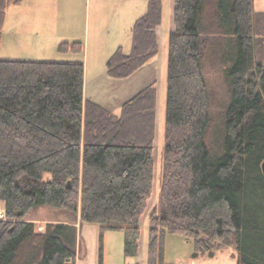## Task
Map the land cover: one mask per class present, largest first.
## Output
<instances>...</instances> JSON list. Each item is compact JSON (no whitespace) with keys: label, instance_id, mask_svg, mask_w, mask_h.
<instances>
[{"label":"trees","instance_id":"1","mask_svg":"<svg viewBox=\"0 0 264 264\" xmlns=\"http://www.w3.org/2000/svg\"><path fill=\"white\" fill-rule=\"evenodd\" d=\"M23 1L0 0V43L8 8ZM173 5L159 185L148 213L156 81L116 113L85 99L79 61L0 59V264H75V225L46 223L38 231L25 217L40 207L98 225L97 264L107 231L122 232L124 258H136L143 218L146 264H164L169 234L192 242L193 258L233 248L236 264H264V12L254 0ZM162 21V1L148 0L131 28L130 51L118 47L108 58V77L127 79L154 61ZM208 64L221 69L228 87L216 121Z\"/></svg>","mask_w":264,"mask_h":264},{"label":"rangeland","instance_id":"2","mask_svg":"<svg viewBox=\"0 0 264 264\" xmlns=\"http://www.w3.org/2000/svg\"><path fill=\"white\" fill-rule=\"evenodd\" d=\"M161 1L163 21L157 29L159 53L154 61L149 63L154 67L151 79L156 81L157 87L158 122L153 158L155 165L154 191L153 197L148 203L147 213L156 203L159 185L163 147L160 132L164 115L166 91L167 37L169 32L174 30L172 21L173 0ZM147 2L148 0H25L19 5L20 7L12 6L8 10H10V20L12 19L13 12H18V19L23 17L25 20L33 13L34 8H37V28L40 38L35 39L44 40L45 49L50 52L52 51L51 55L46 56L48 58L45 59L56 62L64 61L65 59L81 62L84 65V80L87 86V95H89V91H92L99 100L111 102L117 99L118 101L116 102H119L123 99H128V97L136 93L148 80L142 76V73L122 80L110 78L106 74L105 64L118 47H122L125 53L130 51L131 28L134 22L146 12ZM261 5L263 3L259 4V6ZM5 26L7 28L6 24ZM6 37H8L7 34ZM6 43V41H2L1 39L0 59L23 57V54L17 53L20 51L19 46L11 47L9 45L8 50ZM52 43L55 45L49 47ZM65 43L69 45L79 43L82 46V50L80 52H60L58 50L59 46ZM32 45L33 43L30 42L25 49L27 51L32 49ZM15 51L17 56H12ZM204 75L208 89L211 92L210 113L213 119L217 120L218 115L228 101V87L223 80L219 67H212L208 64L204 69ZM105 78L109 79V81L105 80ZM115 112L118 113L119 108L115 109ZM46 177L48 178L49 176L46 175ZM25 218L38 225V231H42L46 223L65 222L74 224L78 232L76 243L78 264H87L92 255L91 249L94 246L96 247L97 261L99 248L98 225L81 224L79 216H74L68 211L50 207H40L31 210ZM147 235L148 218H143L141 221L138 256L134 259H125L122 232H105L102 242L103 264H129L130 262L146 264ZM193 252L192 242H189L184 237L172 234L166 236L164 264H236V251L233 248L218 250L214 252L212 257L204 255L193 258Z\"/></svg>","mask_w":264,"mask_h":264},{"label":"crops","instance_id":"3","mask_svg":"<svg viewBox=\"0 0 264 264\" xmlns=\"http://www.w3.org/2000/svg\"><path fill=\"white\" fill-rule=\"evenodd\" d=\"M260 3H263V5L259 6ZM19 5H15V6L20 7ZM263 6H264V0H254V9L257 12H264ZM9 13H10V10H8V12L6 14L5 24L7 25V28H6V26L4 27L5 29L3 30L4 33L2 35L3 36L2 41L4 40L7 42L6 43L7 49L9 47V45H11V47H18L19 46L20 51L17 53L23 54V57H9V58H3V59L49 61V59H45V58H48L46 56L51 55L52 51L50 52V51L45 49V41L44 40H41V39L36 40L35 39V38H40V36H39L40 33H39L38 28H37V26H38V9L34 8L33 13H31V15L29 17H27L25 20L23 19V17L18 19V16H19V15H17L18 12H13L12 19L10 20L9 19ZM6 34L8 35V37H6ZM30 42L33 43L32 49H29L27 51L25 48L27 47V45ZM54 45L55 44L52 43L49 47H52ZM17 53L15 51V53L12 54V56H17ZM67 61H73V60L65 59L62 62H67ZM139 73H142V76L148 80V82H146V84L150 83L153 81L151 78H152V75L154 73V67L151 64H148L145 67L136 71L133 75H137ZM105 80L109 81V79H107V78H105ZM142 88H140L136 93H134L133 95L128 97V99L131 98L132 96H134L135 94H137ZM86 89H87V86H86L85 80H84V97H85V99H90L93 102H95L96 104L100 105L101 107H103L109 111H115V109H118L120 107V105L127 100V98H126V99H123L122 101L116 102L118 100L114 99L111 102H106L103 100H99L93 94L94 92H92V91H89V93H88L89 95H87ZM157 107H158V105H157ZM157 122H158V119L156 117V126H157ZM153 158H154V153H153ZM94 245L95 244L93 242V246ZM92 248H93V249H91L92 255L90 256L87 264H97L96 247L94 246ZM139 249H140V243H139ZM75 264H78L77 258H76ZM129 264H135V262H132V263L130 262Z\"/></svg>","mask_w":264,"mask_h":264},{"label":"built area","instance_id":"4","mask_svg":"<svg viewBox=\"0 0 264 264\" xmlns=\"http://www.w3.org/2000/svg\"><path fill=\"white\" fill-rule=\"evenodd\" d=\"M5 218V211L4 209L0 208V219H4Z\"/></svg>","mask_w":264,"mask_h":264},{"label":"water","instance_id":"5","mask_svg":"<svg viewBox=\"0 0 264 264\" xmlns=\"http://www.w3.org/2000/svg\"><path fill=\"white\" fill-rule=\"evenodd\" d=\"M261 169H262V172H263V174H264V160H263L262 163H261Z\"/></svg>","mask_w":264,"mask_h":264}]
</instances>
